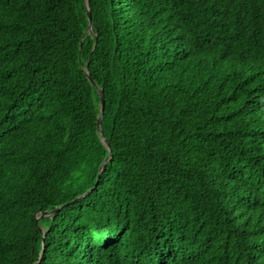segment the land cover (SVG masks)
I'll list each match as a JSON object with an SVG mask.
<instances>
[{
    "label": "trees",
    "instance_id": "trees-1",
    "mask_svg": "<svg viewBox=\"0 0 264 264\" xmlns=\"http://www.w3.org/2000/svg\"><path fill=\"white\" fill-rule=\"evenodd\" d=\"M86 2L0 0V264H264V0Z\"/></svg>",
    "mask_w": 264,
    "mask_h": 264
},
{
    "label": "water",
    "instance_id": "water-1",
    "mask_svg": "<svg viewBox=\"0 0 264 264\" xmlns=\"http://www.w3.org/2000/svg\"><path fill=\"white\" fill-rule=\"evenodd\" d=\"M86 11H87V17H88V21H89V24H88V30L91 29V14H90V9H89V4H88V0L86 2ZM87 74V77L88 79L91 81V83H93L92 79H91V76L88 72H86ZM99 92V95H100V114L98 116V119H97V124H96V128H97V132H98V135L100 136V139L102 141V143L105 145V147L110 150L109 148V144L108 142L106 141V139L104 138V135H103V131L102 129L100 128L101 126V120H102V111H103V108H104V98H103V95H102V92L101 91H98ZM109 155L103 160V162L101 163L100 167H99V170H98V176L97 178L100 176L103 168H104V165L108 159ZM91 190H89L88 192H86L85 194H83L82 196L72 200L70 203H74L76 201H78L81 197H83L84 195H86L87 193H89ZM59 209V208H58ZM58 209H55V210H52V211H44L42 212L41 214H39L36 218H35V225L37 226V221L39 218H43L44 216H51L52 214H54L56 211H58Z\"/></svg>",
    "mask_w": 264,
    "mask_h": 264
}]
</instances>
